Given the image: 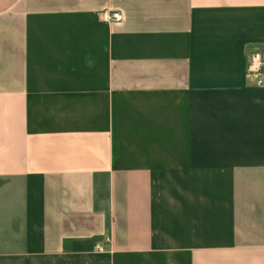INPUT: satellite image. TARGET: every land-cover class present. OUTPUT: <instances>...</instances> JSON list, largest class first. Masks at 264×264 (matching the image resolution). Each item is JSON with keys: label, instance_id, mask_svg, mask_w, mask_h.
Returning a JSON list of instances; mask_svg holds the SVG:
<instances>
[{"label": "crops", "instance_id": "0c3cea01", "mask_svg": "<svg viewBox=\"0 0 264 264\" xmlns=\"http://www.w3.org/2000/svg\"><path fill=\"white\" fill-rule=\"evenodd\" d=\"M253 53L264 0H0V264H264Z\"/></svg>", "mask_w": 264, "mask_h": 264}, {"label": "built area", "instance_id": "2783aa9c", "mask_svg": "<svg viewBox=\"0 0 264 264\" xmlns=\"http://www.w3.org/2000/svg\"><path fill=\"white\" fill-rule=\"evenodd\" d=\"M122 14L121 12L117 11V12H113L109 15H104V19L108 20L110 22L113 23H118L121 22L122 19ZM249 63H248V72L249 74H252L256 77L257 79V84L262 85L263 84V74H262V66H263V59L261 58V54L259 53H253L250 56L249 59ZM99 250L101 249V247H97Z\"/></svg>", "mask_w": 264, "mask_h": 264}]
</instances>
